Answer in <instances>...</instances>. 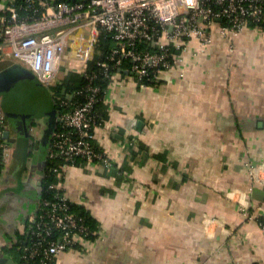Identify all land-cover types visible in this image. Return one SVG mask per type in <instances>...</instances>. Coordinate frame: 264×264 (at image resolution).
Wrapping results in <instances>:
<instances>
[{
  "label": "crops",
  "instance_id": "1",
  "mask_svg": "<svg viewBox=\"0 0 264 264\" xmlns=\"http://www.w3.org/2000/svg\"><path fill=\"white\" fill-rule=\"evenodd\" d=\"M98 36L96 28L70 36V70L87 67ZM199 46L193 40L181 68L164 71L159 84L142 86L129 72L110 84L107 118L94 131L114 166L72 165L58 182L98 221L102 238L55 264H264V230L241 210L249 202L264 211V196H254L264 185L249 171L264 162V29L247 24L225 38L218 25L212 43ZM46 128V114L7 123L0 260L9 261L0 264H19L16 243L39 210Z\"/></svg>",
  "mask_w": 264,
  "mask_h": 264
},
{
  "label": "built area",
  "instance_id": "2",
  "mask_svg": "<svg viewBox=\"0 0 264 264\" xmlns=\"http://www.w3.org/2000/svg\"><path fill=\"white\" fill-rule=\"evenodd\" d=\"M251 21L259 27L264 23V0H0V61L13 58L52 87L61 82V71L66 72L70 65V36L81 29L96 28L113 33L117 45L110 59L114 66L120 67L123 59H129L132 64L127 72L146 86L145 80L160 81L164 71L180 69L193 40L200 45L198 50L211 44L215 26L219 25L225 38H234ZM142 43L148 46L140 48ZM99 64L105 67L110 84L116 82L119 71L110 73L106 61ZM81 73L95 78L85 68ZM100 91L99 84L87 85L71 95L81 94L83 101L73 106L61 101L65 107L58 111L48 155L65 159L53 167L59 178L79 157L86 163L114 166L112 158L92 144L97 126L93 106ZM6 119L0 109V164L11 149L4 137ZM249 171L256 183L264 185V162L249 165ZM52 187L58 188V184ZM68 200L58 192L54 199L40 201L29 232L31 242L20 248L22 258L40 255L41 264H46L66 251L87 252L101 240L100 230L90 229L70 210ZM241 210L258 221L264 217V211L257 212L249 202H243ZM259 222L264 230V223Z\"/></svg>",
  "mask_w": 264,
  "mask_h": 264
},
{
  "label": "trees",
  "instance_id": "3",
  "mask_svg": "<svg viewBox=\"0 0 264 264\" xmlns=\"http://www.w3.org/2000/svg\"><path fill=\"white\" fill-rule=\"evenodd\" d=\"M56 2L62 1V0H55ZM72 1V0H67ZM249 24L258 26L256 22L251 21ZM261 28L264 29V23H261ZM117 42L113 37V33L106 31V30H99V36L98 41L95 46V50L93 53V56L91 59H89L87 67L85 68L88 72V74L95 75V78H91L90 76H84L80 71L77 70H70L67 69L65 74L62 77V80L59 84L54 85L52 87H49L52 97V106L57 107L58 109H63L65 106L61 105V101L65 100V104L73 106L76 101H83L85 99V96L81 94H75L74 96H71L76 90L86 87L87 85H95L99 84L101 86V91L98 93V100L95 102L93 106V113L95 114L97 120L96 125L104 124L105 119L107 118L106 114V104H107V96L109 85L111 83V79L105 75V67H103L101 64H99L100 61H106L110 64L109 72H117L119 71L120 74L128 73L126 72V68L129 67L132 64V61L129 59H123L122 66L116 67L113 64V61L110 59V56L112 55L113 49L116 47ZM148 46L147 43H142L139 45L140 48ZM22 65V64H21ZM31 70V69H30ZM18 85L15 86L14 90L11 91V95L9 98L11 101H4L6 104V108L9 106L14 107L15 109L19 105H27L29 103H32L31 98L29 97V94H31L32 90L28 88L25 84L27 81H24L23 83L21 80L18 81ZM34 82V81H32ZM30 82V83H32ZM145 82L148 85H154L159 84L160 81H154V80H145ZM21 84H23L21 86ZM21 86V87H19ZM27 87V88H26ZM3 102V103H4ZM8 102H11V105L7 104ZM32 109H45L47 107H40L37 108L35 105ZM69 107V106H68ZM5 109V106H4ZM3 110V109H2ZM4 111V110H3ZM5 112V111H4ZM44 116V112H39L37 117ZM7 118V116H6ZM7 123L10 121L8 118L6 119ZM50 143L45 146L47 149V162L46 167L44 169V174L42 176V185H41V194H40V201L44 199H54V196L56 193L61 192L59 188L52 187V185L58 184L59 177L58 175L53 171V167L57 165H61L65 162L64 157H57V158H50L49 155V149L51 146ZM92 144L96 146V148L103 150L101 146L96 142V140H92ZM76 165H83L86 163V160L84 158H77ZM1 164H0V170H1ZM68 204L70 206V210L76 213L80 218L83 219V222L87 224L90 229L95 230L99 229V223L98 221L91 215L90 211L82 204L75 203L71 200H68ZM259 221L264 223V217L260 216ZM34 225V222L31 223V226ZM31 242L30 235L24 234L22 239H20L16 244L18 248H22V246H26ZM20 252L21 249H20ZM56 259L47 261L46 264H55ZM19 264H41V256H37L30 259H25L21 257L20 253V259Z\"/></svg>",
  "mask_w": 264,
  "mask_h": 264
},
{
  "label": "water",
  "instance_id": "4",
  "mask_svg": "<svg viewBox=\"0 0 264 264\" xmlns=\"http://www.w3.org/2000/svg\"><path fill=\"white\" fill-rule=\"evenodd\" d=\"M5 66V68H4ZM7 66V67H6ZM0 95L10 96L11 89L14 86V83L18 80H25L32 82L31 84L35 86V91L29 94V97L32 100V103L27 105H19L16 109H11L9 106L6 108L5 102L3 105L5 106V113L7 118L10 121L15 123L18 120L27 121L34 119L35 116L38 115L39 112H44V115L47 116V128L44 132V143H49L51 141L52 135L57 128L58 125V111L57 107L52 106V95L48 86L44 85L37 77V75L30 70L29 68L21 65L20 63H16L13 60L5 59L0 61ZM8 99V98H7ZM6 100V98H4ZM37 108L47 107L45 109H32L33 106ZM32 107V108H31ZM21 110V111H19ZM5 136L10 135V130L5 131ZM254 196L258 198H262L264 196V190L257 187L254 189ZM0 261H9L7 258H1ZM8 264H11V262Z\"/></svg>",
  "mask_w": 264,
  "mask_h": 264
},
{
  "label": "rangeland",
  "instance_id": "5",
  "mask_svg": "<svg viewBox=\"0 0 264 264\" xmlns=\"http://www.w3.org/2000/svg\"><path fill=\"white\" fill-rule=\"evenodd\" d=\"M67 54L69 55L70 53L68 52ZM69 57H70V56H69ZM69 62H70V61H69ZM66 68H68V69H69V68H70V65H68ZM64 72H65V70H62V71H61V74H60V75H61V77L64 75Z\"/></svg>",
  "mask_w": 264,
  "mask_h": 264
},
{
  "label": "flooded vegetation",
  "instance_id": "6",
  "mask_svg": "<svg viewBox=\"0 0 264 264\" xmlns=\"http://www.w3.org/2000/svg\"><path fill=\"white\" fill-rule=\"evenodd\" d=\"M19 82H15L14 85H18ZM15 86L12 87V90H14Z\"/></svg>",
  "mask_w": 264,
  "mask_h": 264
}]
</instances>
